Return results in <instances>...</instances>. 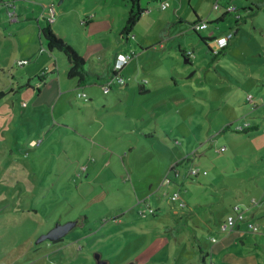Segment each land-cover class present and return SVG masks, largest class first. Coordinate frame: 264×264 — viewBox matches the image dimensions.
Segmentation results:
<instances>
[{
  "label": "rangeland",
  "instance_id": "374dc122",
  "mask_svg": "<svg viewBox=\"0 0 264 264\" xmlns=\"http://www.w3.org/2000/svg\"><path fill=\"white\" fill-rule=\"evenodd\" d=\"M50 1L18 2L17 14L47 26ZM53 1L65 13L50 25L87 71L108 75L117 53L134 54L121 71L125 85L71 89L65 56L50 53L42 34L21 61L38 23L11 26L0 7V264H99L100 256L109 264H264V204H253L264 200V65H253L264 40L252 37L254 19L215 60L209 46L222 51L218 41L202 40L212 27L198 34L177 23L174 7L162 10L167 0H140L145 13L129 43L124 0ZM215 1L208 14L218 13ZM256 18L264 22V12ZM235 24L229 17L218 26L229 35ZM180 45L193 52L190 64ZM46 69V82L35 80ZM251 120L258 131L236 132ZM236 213L245 221L222 233ZM67 223L64 242L38 243Z\"/></svg>",
  "mask_w": 264,
  "mask_h": 264
},
{
  "label": "crops",
  "instance_id": "0c3cea01",
  "mask_svg": "<svg viewBox=\"0 0 264 264\" xmlns=\"http://www.w3.org/2000/svg\"><path fill=\"white\" fill-rule=\"evenodd\" d=\"M2 1L3 0H0V7H5L6 8V11H7V14H8V17H9L8 22H9V24L11 26L19 25V24H30V23L33 25L34 23H32V22H37L38 23V27H37L38 33H39L38 40L35 39L36 38L35 37L36 31H35V32H33L30 35V37L27 38V42L25 44H23V48L21 50V52H22L21 61H26L27 58H30V57L34 56L35 51L37 49V44L42 45V41H41V34L42 33H41V30L43 28H46V26L44 25V23L41 24V21H39L38 19H36V18L32 19L31 17H33V16L25 15L24 17H22L19 14H17V11H16L17 3L18 2L19 3L24 2L25 0H17V1H15V3H14V1H11V3H10L11 6L9 4V1H6L5 3H3ZM157 1L158 2L160 1V3H161L164 0H156V2ZM167 1L170 2V4L168 3L169 6L166 9L162 8V10H167L168 8L174 7L173 14L171 15V17H174V19L176 20L177 23L188 24V26H190V28H191V26L195 27L196 25H201L203 23H207L208 27L204 31H207L209 29V27H212V30L209 32L208 35H205V37H202L200 35L202 37V40H205L207 42L206 44H208L209 41L210 42L217 41L218 39L224 37L226 33H228V32H225L226 30H223V28H221L218 25L219 24H224L226 22H227V25H228V18L229 17H234L235 21H236V24H235L236 29L234 30L233 28H230V26H229V30H228L229 34H232L234 36V39L236 37H238V36H240L241 39L243 38L244 31L248 30V29H245V28L249 24V19L253 18L254 19L253 20V29L250 31L252 33V37H254L255 34H260L261 38L264 40V22H259V20L257 21V18H256V17L261 16L263 14V12H264V0H216L215 1V5L218 3L220 5L221 9H222V11H220V10L217 11L218 12L217 14H215L213 12L208 14L209 12L205 9L206 6H208V5L210 6V2L213 1V0H196V5L194 4L195 0H167ZM186 1L188 3V7L186 6ZM63 3H66V0H62L61 3H60V6L63 5ZM126 6H128V5H126ZM230 6L235 8V10H236L235 13H233V12L229 13V12L226 11V9L228 7H230ZM50 7H55L56 8L53 0L50 1L49 3H47V4H44V11H43L42 16H41V18L44 19V22H45V24H47V26L50 25V24H54L57 21L56 20L57 19V14H59L58 17H61L65 13V12L62 13V11L60 13L59 11H57L55 9V17H54V20L51 22L50 19H49L48 14H47V11H48V9ZM10 8H12V10H10ZM184 9L187 10V11H185ZM10 13L11 14H13V13L15 14V17H17V20H18L17 22H14V23L11 22ZM79 19L81 20V18H79ZM126 19H127V14H126V18H125V23H126ZM168 22L170 23V20ZM51 28L53 29V31L60 38L63 39V37L60 34H58L56 32V30L52 26H51ZM124 28H125V24H124ZM124 28H123V31H124ZM17 30H18V32H17L18 36H19L20 33H23V36L29 35V33H27V32L19 31L20 29L18 27H17ZM35 30H36V28H35ZM123 31H122L121 39L123 41L126 40V43H129L130 37H131V33L127 35V34H124ZM192 31L195 32L194 30H192ZM184 32L185 31H183L182 33H184ZM196 33L199 34V31L196 32ZM208 46H209V44H208ZM209 48H210V50L213 51V48L211 46H209ZM178 51H179V54H180L181 57H183L181 52H188V53L191 52L188 48L183 47L182 45H180L178 47ZM263 51H259L257 53H254L253 55L254 56L263 55V57H264V52ZM227 52H228V50H225L221 56L227 55ZM50 53H52V52H50ZM191 53L193 55V52H191ZM133 54L134 53L130 54L128 52L117 53L116 56H115V60H114V66H115V61H116L117 56H119V55H131L132 58H133ZM213 58H214V56H213ZM219 58H220V56L217 57L216 60L219 59ZM257 64L258 65H264V58L261 59V60L254 59L253 65H257ZM23 66H25V65H22V67ZM66 69H67V67H65V74H66ZM112 69L114 70V67L111 68L110 74L101 75V76H104L105 78L106 77L108 78L112 74ZM45 71L47 72L48 70L46 69ZM95 74H97V73H95ZM110 79H112V78H110ZM59 82H61L60 79H59ZM104 82L105 81L101 82L99 85H103ZM61 85L63 87L62 82H61ZM69 85L71 86V89H80L78 87V85H77V81L76 80L73 81V83L69 84ZM69 85H67V87L70 88ZM88 86H97V84L91 83V84H88L85 87H88ZM141 86L143 88L142 84L140 85V88H141ZM85 87H83V88H85ZM112 88H110V89L106 88L105 91L109 92L110 90H112ZM27 90H29V89H27ZM29 91H31V90H29ZM34 91H32V92H34ZM146 92L148 93V91L144 89L141 92V95L142 94H146ZM258 93H261L260 90H258ZM3 94L4 95L2 97L6 96L5 93H3ZM39 94H41V93H39ZM262 124L264 125V121H263ZM231 125H229V126H231ZM255 127H258V129L254 130V131H258L259 130V123H257L255 120H253V121L251 120L250 123L247 122V125L245 127H243V128H239L238 131H242V129L250 130V129L255 128ZM248 132H250V131H248ZM248 132H246V133H244V132H239L238 133L237 132V133L238 134H242V133L247 134ZM262 134H264V133L262 132L261 134H258V135L262 137ZM203 172L207 173V171H203ZM200 175H201V173H200ZM200 175H198V176H200ZM205 175H208V173L205 174ZM256 202L257 201L254 200L253 204H255V205L259 206V207H262V204H264V200H262V202H259V203H256ZM236 214H239V213H236ZM228 215H230V214H228Z\"/></svg>",
  "mask_w": 264,
  "mask_h": 264
},
{
  "label": "trees",
  "instance_id": "16d2710c",
  "mask_svg": "<svg viewBox=\"0 0 264 264\" xmlns=\"http://www.w3.org/2000/svg\"><path fill=\"white\" fill-rule=\"evenodd\" d=\"M126 2V4L129 7L128 13H127V19H126V23H125V28L123 33L124 34H130L132 33V31L134 30L135 26L139 23V21L141 20L143 14L145 13V10L142 8L141 6V2L140 0H124ZM195 32V29H193ZM41 33L46 41V47L48 49L49 52L55 53V52H59L61 54H63L66 58V75L67 78L71 81H77V85L79 88H83L85 86H87L88 84L91 83H95L97 85H99L101 82L105 81L104 84L102 85L105 89L107 88V83L110 81V78H114L117 76H121V70L117 71L115 70V66H114V70L112 69V74L107 78H105L104 76L95 74V73H91L89 71L86 70L85 68V60L68 44L66 43L62 38H60L51 28L50 25L46 26V28H43L41 30ZM205 41V40H204ZM229 47L226 46L224 48H222L220 52L218 53H214L212 50L211 52L214 55V58L216 60L217 57L221 56L223 54V52ZM183 58L186 60V62L188 64L191 63V58H192V53L191 52H181ZM118 58V56H117ZM116 58V60H117ZM116 64V61H115ZM47 73L48 72H43L41 75H38L37 77H35V80H38L39 82L45 83L46 82V77H47ZM55 74V72H54ZM34 79L29 80V83L33 82ZM117 84L115 83L114 85H112L109 88H112L113 86H116ZM142 87V86H141ZM25 89H29L31 91L34 90H38L39 93H41V90L39 88H34L31 84H26L24 87ZM142 92V91H141ZM147 94V92H146ZM3 93H0V98L3 96ZM87 99V98H86ZM231 126H228L225 128V130L230 129ZM258 127L252 128L250 130H245L242 129V131H238L236 130V132H248V131H254L257 130ZM181 163H178L177 165H180ZM179 198V197H178ZM177 198V199H178ZM177 199L172 200L173 203H176ZM153 216L155 215V212L151 213ZM243 214V213H242ZM64 216H61L62 220H63ZM245 221V216L243 214V220L239 221L242 222ZM84 224H88V219L85 218L84 219ZM83 224V225H84ZM54 225V224H53ZM249 228L253 231H257L258 228L257 226L251 225L249 224ZM50 229V228H49ZM48 241V240H47ZM50 242V241H49ZM64 242V239L59 240V241H55L53 242V244H60ZM203 253V251H201ZM209 254H207L208 256ZM206 258V257H205ZM205 258H203V262L204 264H206V260ZM101 263V264H109V261L104 258L103 256L99 257V260L97 261V263Z\"/></svg>",
  "mask_w": 264,
  "mask_h": 264
},
{
  "label": "built area",
  "instance_id": "2783aa9c",
  "mask_svg": "<svg viewBox=\"0 0 264 264\" xmlns=\"http://www.w3.org/2000/svg\"><path fill=\"white\" fill-rule=\"evenodd\" d=\"M169 5L168 4H163L162 5V8L163 9H166ZM214 9L215 10H220L221 7L220 5L217 3L215 6H214ZM227 12L231 13V12H234L235 11V8L234 7H228L226 9ZM47 14L49 16V19L50 21L52 22L54 20V17H55V7H50L47 11ZM10 18H11V21L12 22H17V17H15V14H10ZM208 24L207 23H203L201 25H197L194 27V29L196 31H203L205 29H207V26ZM234 36L232 34H229V35H225L224 37L218 39V43L222 48L226 47L229 45V40H232ZM132 59V56L131 55H119L117 60H116V64H115V70L119 71L121 69H123L128 63L129 61ZM21 65H23V63H21ZM120 84V85H125L126 84V81L120 77V76H117V77H114L112 79H110V81L107 83V88L110 89L109 87H111L112 85L114 84ZM80 97L82 98H86L87 95L86 94H81ZM251 99V97H250ZM226 149L225 148H222L221 149V152H224ZM200 171L199 170H195L193 169L191 171V175H195V176H198L200 175ZM204 174H207L206 172ZM179 196L176 195L173 197V200L177 199ZM154 211L153 210H150V213H153ZM147 214L146 213H143V217H146ZM243 220V214L242 213H239L235 216H230L228 217V219L226 220V222L222 225L221 227V232L223 233H227L233 229L236 228L237 224L239 223V221Z\"/></svg>",
  "mask_w": 264,
  "mask_h": 264
},
{
  "label": "water",
  "instance_id": "95a60500",
  "mask_svg": "<svg viewBox=\"0 0 264 264\" xmlns=\"http://www.w3.org/2000/svg\"><path fill=\"white\" fill-rule=\"evenodd\" d=\"M72 228H73L72 223H67L65 225L57 224L48 233L42 235L38 243L44 242L46 240H49L51 242L62 240L71 232Z\"/></svg>",
  "mask_w": 264,
  "mask_h": 264
}]
</instances>
